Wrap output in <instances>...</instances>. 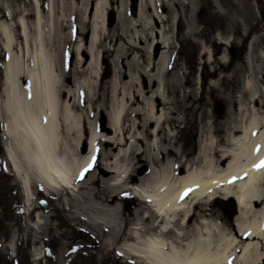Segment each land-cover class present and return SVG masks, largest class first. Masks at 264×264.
Listing matches in <instances>:
<instances>
[{
    "label": "bare ground",
    "instance_id": "1",
    "mask_svg": "<svg viewBox=\"0 0 264 264\" xmlns=\"http://www.w3.org/2000/svg\"><path fill=\"white\" fill-rule=\"evenodd\" d=\"M160 1L141 0L139 11L146 7L157 16ZM202 1L171 0V17L164 22L157 16L161 29L134 25L131 39L122 31L96 37L85 26L62 21L61 31H68L63 37L58 33L57 46L50 49L37 18L33 36L19 22V51L26 59L20 60L13 52L11 6L0 0V116L3 137L12 148L5 151L6 161L21 194L28 195V219L35 220L34 226L28 224V244L42 242L49 248L51 243L59 250L97 244L100 261L120 258L124 264L262 262L264 195L259 189L264 167L255 166L264 160V83L253 75H260L254 60L262 61L264 52L255 45L264 41V23L244 19L252 16L247 2L235 4L228 17L222 18L224 9L217 14V25L227 32L217 30L210 48L197 42L207 57L205 65L216 74L224 72L228 43L240 34V43L247 45L245 60L255 66L246 68V94L229 101L221 120L213 112L214 102L220 98V83L229 79L218 76L213 91L197 96L196 82L173 53L175 42H182L171 26L181 16L178 6L193 10ZM218 1L213 2L220 8ZM28 2L36 15L42 5L53 9L59 1ZM196 23L190 16L184 41L192 42ZM101 39L112 45L101 47ZM217 43L221 49L215 58ZM95 52L112 56L107 85L101 79L89 83L98 72L90 71L86 61ZM78 77L87 80L80 84ZM20 158L24 163L17 165ZM141 161L147 171L135 176ZM37 199L54 201L51 214L39 212ZM215 199L235 203L232 220L211 213ZM69 257L58 254L55 264Z\"/></svg>",
    "mask_w": 264,
    "mask_h": 264
},
{
    "label": "rangeland",
    "instance_id": "2",
    "mask_svg": "<svg viewBox=\"0 0 264 264\" xmlns=\"http://www.w3.org/2000/svg\"><path fill=\"white\" fill-rule=\"evenodd\" d=\"M5 2L7 0H4ZM43 1V0H41ZM55 4L52 8H47L44 5L41 7V12L35 15L33 6L28 2V0H9L12 11V22L11 27H14L15 33L12 34L13 40L15 43V48L13 52L16 54L20 60L24 59L19 51L21 47V39L18 33L19 22H25L28 28V35H34V20L37 18L41 25V32L43 33L44 41L47 44L48 49L54 48L57 46V35L59 33L60 37H63V34H66L68 29L63 32L60 29L62 21H66V26L70 23L74 24L76 27H86L88 33H93L95 36H100L102 38L103 34H111L115 31L119 33H124L126 38L131 39L132 37V27L136 25L138 28H145L147 23L153 25L154 29H161V25L158 21L159 16L164 22L171 17V11L169 9L168 3H171V0H161L157 2V16L152 12V9H146L144 7L143 12L139 11V1L141 0H75V5H71L69 0H62L63 3H60L61 0ZM143 1V0H142ZM184 3H187L189 0H182ZM214 0H203L202 4H195L194 9L185 5V8L178 6L181 16H179L175 23L171 26L175 27V34H178L177 39L182 40V42H175L173 53L175 57L180 59L181 67L187 73H190L195 83L196 95H205L209 91H213L216 82L218 81V76L225 75L229 80L220 83V98L216 99L214 102L213 112L220 116L222 120L227 112L229 107V101L232 102L237 100V96L246 94L243 86L248 78L246 73L247 67H252L253 62L249 63V60H245L247 56V45L246 41L240 43L242 35L238 34L233 38L235 42H229L228 47L239 48L234 56V60L230 56L231 60L226 64L224 72L217 70L216 74H213L212 66L208 65L205 61L207 57L201 56L200 50L198 49L197 42L204 44L205 48H210V45L214 42L213 37H215L216 31L222 35L227 32L226 26L217 25L218 15L222 10L227 12L223 14V19L228 17L230 12H234L235 4H249L252 6L250 9L252 16H244L245 20H250L251 22L260 21L264 23V2L262 10L259 12L255 4V0H219L220 8L218 5L213 2ZM199 2V1H198ZM206 4L205 7H201ZM159 6H162L161 10ZM2 7H0V10ZM192 10V11H191ZM223 10V11H224ZM243 12V11H242ZM140 13V14H139ZM216 13V15H215ZM227 15V16H226ZM190 16L192 21L197 20V29L198 33L193 37L192 42H187L183 40V35L185 29L190 22ZM5 21V19H3ZM178 22V32L176 31V24ZM154 23V24H153ZM168 24V23H167ZM167 24L165 28H167ZM239 27V26H238ZM219 28V29H218ZM211 30H215L211 32ZM122 31V32H121ZM170 35V33L168 34ZM213 36V37H212ZM229 36V35H228ZM244 36V35H243ZM232 39V37H231ZM173 40V39H172ZM53 44V46H48ZM112 45L108 39L102 41L101 47H110ZM221 45V44H220ZM239 45V46H238ZM219 43H217V48H214L216 53L215 58H217V52L220 51ZM222 47V46H221ZM228 48V51H229ZM256 49L262 48L264 52V41L261 45H255ZM255 49V51H256ZM103 50L99 49L101 53ZM157 51V50H156ZM254 51V52H255ZM96 53V52H95ZM96 53L94 57L87 59L86 64L90 63V71H97L98 74L95 77L90 76L89 83L96 85L100 79L107 85L112 77V66L111 60L112 56L105 52L103 55ZM264 54V53H263ZM75 56L73 57V59ZM229 58V56H228ZM252 58V57H251ZM56 60V58H55ZM4 61V56L0 54V71ZM255 65H258V72L260 75L254 74L256 77L255 82L264 83V56L262 61L257 58L254 60ZM217 66V63L214 64ZM255 66L252 67V69ZM207 73V74H206ZM86 78L78 77V83L82 84ZM254 82V83H255ZM21 83L26 86V82L21 80ZM0 94H1V74H0ZM1 99V95H0ZM212 110V109H209ZM223 117V118H222ZM104 123H107V119L104 118ZM4 122L0 116V216L2 221H0V264H55V258L58 254L64 253L69 255V260H66L64 264H124L123 260L117 258L116 261L109 260L106 262L100 261L98 252V245L87 243L82 246L79 250L75 247H70L67 249L59 250L54 248V246L49 243V248L45 246L42 242L38 245L28 244V224L34 226L35 220L28 219V195L24 197L21 194L20 186L16 178L11 173L9 165L5 161V151H12L11 145L8 141L5 140L2 133V126ZM183 125H179L182 128ZM147 167L144 162L136 164L134 168V175L137 176L139 173H143V170ZM135 178V177H134ZM133 179V178H132ZM217 199L210 203L209 209L211 213H218L217 215L226 216L220 208L217 206ZM45 201V200H44ZM42 199H37L35 205L38 207L39 212L45 213L46 215L51 214L52 206L54 201H45L47 206V211H43L40 206ZM137 202V201H136ZM126 202H122V205ZM229 206V204H227ZM136 207L132 206L128 208L127 212L131 213ZM235 217V214L232 216ZM232 217L230 220H232ZM229 218V217H228ZM4 224V228L1 229V225ZM6 225V226H5ZM38 254L41 258L37 261L33 260V255ZM116 253L111 254V258L116 257ZM38 256V257H39ZM29 257H32L31 260H28ZM260 264H264V257Z\"/></svg>",
    "mask_w": 264,
    "mask_h": 264
},
{
    "label": "snow or ice",
    "instance_id": "3",
    "mask_svg": "<svg viewBox=\"0 0 264 264\" xmlns=\"http://www.w3.org/2000/svg\"><path fill=\"white\" fill-rule=\"evenodd\" d=\"M255 167H264V160H262L260 164L256 165Z\"/></svg>",
    "mask_w": 264,
    "mask_h": 264
},
{
    "label": "water",
    "instance_id": "4",
    "mask_svg": "<svg viewBox=\"0 0 264 264\" xmlns=\"http://www.w3.org/2000/svg\"><path fill=\"white\" fill-rule=\"evenodd\" d=\"M225 211L229 212L230 211V207L224 208ZM231 214V212H230Z\"/></svg>",
    "mask_w": 264,
    "mask_h": 264
}]
</instances>
